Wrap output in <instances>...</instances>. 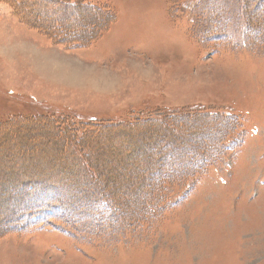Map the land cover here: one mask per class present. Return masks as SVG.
<instances>
[{
	"label": "rangeland",
	"instance_id": "374dc122",
	"mask_svg": "<svg viewBox=\"0 0 264 264\" xmlns=\"http://www.w3.org/2000/svg\"><path fill=\"white\" fill-rule=\"evenodd\" d=\"M233 1L0 0V264H264V30L241 45ZM220 143L184 198L158 177ZM24 178L95 216L24 222L55 195Z\"/></svg>",
	"mask_w": 264,
	"mask_h": 264
},
{
	"label": "trees",
	"instance_id": "16d2710c",
	"mask_svg": "<svg viewBox=\"0 0 264 264\" xmlns=\"http://www.w3.org/2000/svg\"><path fill=\"white\" fill-rule=\"evenodd\" d=\"M260 1H263V0H252V2H250V4H251L250 6H249V2H247V0H239V2L233 1V5H232L231 9L232 8H239L240 10L237 13L241 14L240 18L237 20L238 32L241 31L240 42L244 43V44L240 43L241 45L245 46L246 41L249 39H252L251 36H249L247 33L255 32V34H257V33L261 32L262 30H264L263 20L258 21V22H253L252 18L249 16L248 10H250V9H247L249 7L254 6V4L256 2L259 3ZM69 3H71L70 5H76V3L74 1H71ZM188 3H189V1H188ZM82 5H84L86 8H89V9L91 8L93 11L96 10L95 8H99V7H94L91 4L88 5L87 3H85V4L82 3ZM259 15L264 17V12L259 13ZM89 19H91L93 21V23H96L97 21L100 20V19L98 20L97 16H95V15H90ZM260 24L262 25V28H261ZM226 26L228 27V25H226ZM225 29H226V31L217 32V34L213 37L219 38V39H226L228 36L229 30L227 28H225ZM235 36H237V33L234 34V37ZM263 39H261V40H263ZM219 120H221V119H219ZM224 122H226L225 124H229L230 121L228 119L227 120L225 119ZM162 125L165 128V125H167V124L163 122ZM226 128H227L226 125H222V129L220 132H223ZM220 132L218 134L220 141H218V142H221L223 139V135H221ZM166 133L170 135L169 132H166ZM166 133H163L164 137L167 136V135H165ZM215 135L216 134H214V136ZM172 136H174V135H172ZM172 140L173 139H171V141ZM143 142H144V140L142 139L141 143H143ZM141 143L137 142V145H139ZM223 150L226 151V146L224 144L220 143L218 145H215L214 149L209 153L210 154L209 157L203 158L202 161H200L197 165L192 166V167H188V168H181V164H182V162H181L180 166L178 168H172L170 171H167V172H159L158 177L161 178L162 180H165V179H167L168 176H170L172 179H175V180L177 179V180L170 183L169 186H171L172 188L175 189V186L180 187L181 185H183L185 188L186 183H187V186H189L188 185L189 181L194 180L199 174H205L210 169V167L214 165L213 162H216L217 158H219V157L221 158L224 155ZM151 153L152 152H148L146 154V158L151 157L153 155ZM156 153H157V155L155 156L156 158H161V156H163V154H164V152L160 153L158 151V149L156 150ZM164 167H165V165H164ZM159 168H158V170H159ZM153 169L149 168V166L140 167L138 169V171L136 172L134 179L149 176L150 174L152 175ZM147 174H149V175H147ZM36 176L37 175H35V177ZM15 184L16 185L14 186V188L17 186V188H15L16 192H10V194L6 193V195H11V197L16 196V198L19 197L20 199L32 198L35 194L39 196V194L42 191H44L45 189H46L45 194H47L48 196H53L55 194L54 197L51 198V200H48L50 203H46L44 205L45 200L42 202H39V200H36L32 204V206L34 208L26 209L25 211H31V212H28V214L25 216L26 220L24 222H27L29 220V217H32V218L38 217V218H40V223L42 225L48 223L47 225L55 226L53 219H60V218L53 216L54 214L59 215L58 211H55L54 209H57V210L60 209L61 210V209H63V206L65 209L67 208L68 211L67 210L65 211V213H64L65 216L61 220H63L64 223L67 225H73L74 224L72 221V216L75 214H79L81 216H92V213H93V216H95L94 212L88 211L87 209L85 211H83L81 209V207L79 205H77V201L79 198L76 195L71 194L70 190L66 191V189L65 190L62 189V187L60 185H57L54 183L46 184V183H44L40 180H36V179H31L29 181L28 178H24V180H19V181L15 182ZM144 184L147 185V184H149V182L148 183L144 182ZM162 188L159 190V193L162 195L161 199L165 200L164 206L167 207V205H170L171 203L176 204L175 201L169 200V196L173 195V194H170L171 188L170 187H166L165 189H162ZM184 188H182V187L176 188V189L180 190V191H178V193H179L178 199L184 198V196L187 194V191H185V193L183 192ZM19 189H20V192H19ZM13 193H15V194H13ZM63 193L66 195V197H61V195ZM47 197H45V198L47 199ZM150 199L152 202V197ZM164 206H161L159 209L163 208ZM86 208H88V207H86ZM97 222L94 224V226H96V230L101 229L100 223H97ZM10 226H8V227H10ZM15 226H13L12 228H15ZM14 231H16V230H14Z\"/></svg>",
	"mask_w": 264,
	"mask_h": 264
}]
</instances>
